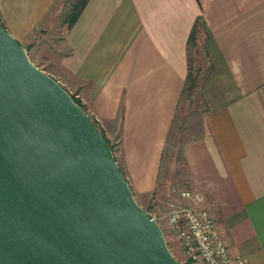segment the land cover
Instances as JSON below:
<instances>
[{
    "label": "crops",
    "instance_id": "obj_1",
    "mask_svg": "<svg viewBox=\"0 0 264 264\" xmlns=\"http://www.w3.org/2000/svg\"><path fill=\"white\" fill-rule=\"evenodd\" d=\"M54 3L0 0V25L23 46L52 27ZM197 17L196 57L206 72L193 87L198 121L182 145L178 180L231 251L264 264V0H86L46 52L51 71L36 67L74 90L115 139L113 158L134 200L156 212L169 196L159 172Z\"/></svg>",
    "mask_w": 264,
    "mask_h": 264
},
{
    "label": "water",
    "instance_id": "obj_2",
    "mask_svg": "<svg viewBox=\"0 0 264 264\" xmlns=\"http://www.w3.org/2000/svg\"><path fill=\"white\" fill-rule=\"evenodd\" d=\"M0 264H179L89 115L1 25Z\"/></svg>",
    "mask_w": 264,
    "mask_h": 264
},
{
    "label": "rangeland",
    "instance_id": "obj_3",
    "mask_svg": "<svg viewBox=\"0 0 264 264\" xmlns=\"http://www.w3.org/2000/svg\"><path fill=\"white\" fill-rule=\"evenodd\" d=\"M80 2L81 0H55L51 9V12H53L52 27L48 30L44 29L39 31L35 37L31 38L27 44L22 46L32 64H35L38 68H42L48 72L51 71L49 57L46 52L56 49L64 30L67 28L68 23L76 13ZM188 51L189 58H191L190 73L195 78V83H197L206 72V65L197 59L195 47L189 48ZM188 86L189 83L185 85L179 103L177 104L170 130L167 135V140L165 142V149L159 172V185L161 183L163 187L166 186V188L170 189L168 192L169 196L166 197L163 204L156 202V204L158 203L157 208H155L156 212L152 209V206L145 207V210L149 212L152 217L154 216L157 218L163 232H165L164 227L168 213L181 203L175 198L177 196L181 197V191L188 189L187 184H183L181 183V180H178L183 169L181 148L183 143L187 141L196 130L195 127L198 121L197 114L199 110L196 90L193 88L188 89ZM68 92L78 101V105L82 108L81 102L78 100V97H76L74 90ZM90 118L113 151L116 145L115 139L107 138L96 119L93 117ZM164 235L165 243L170 253L175 258H179L175 242L166 234V232Z\"/></svg>",
    "mask_w": 264,
    "mask_h": 264
},
{
    "label": "built area",
    "instance_id": "obj_4",
    "mask_svg": "<svg viewBox=\"0 0 264 264\" xmlns=\"http://www.w3.org/2000/svg\"><path fill=\"white\" fill-rule=\"evenodd\" d=\"M180 196L185 201L168 213L164 227L178 246L180 254L175 258L178 263L247 264L242 254L230 250L212 215L194 201L199 199L197 194L185 189ZM165 232L162 230L164 239Z\"/></svg>",
    "mask_w": 264,
    "mask_h": 264
},
{
    "label": "trees",
    "instance_id": "obj_5",
    "mask_svg": "<svg viewBox=\"0 0 264 264\" xmlns=\"http://www.w3.org/2000/svg\"><path fill=\"white\" fill-rule=\"evenodd\" d=\"M85 1L86 0H81L76 13L73 15L72 19L68 23V26H70L74 22V20L76 19L78 13L80 12L81 7L84 5ZM199 26H200V22H199V18L197 17V19L194 21V23H193V25H192V27H191V29L189 31L188 37H187V73H186V76H185L184 85H187V83H189L188 89H190V88L192 89L195 86V78L190 73V68H191L190 67V59L191 58H189L188 49L195 47L196 34H197ZM71 97H72L73 101L78 104V101L76 99H74L72 95H71ZM102 138L104 139L103 136H102ZM105 142L108 144V142L106 140H105ZM109 147L112 150L110 145H109Z\"/></svg>",
    "mask_w": 264,
    "mask_h": 264
}]
</instances>
